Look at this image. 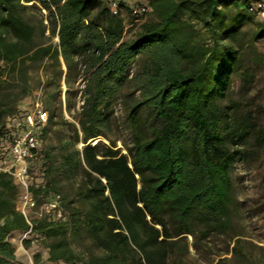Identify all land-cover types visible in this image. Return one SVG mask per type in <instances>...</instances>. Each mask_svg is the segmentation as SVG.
I'll return each mask as SVG.
<instances>
[{
    "label": "trees",
    "instance_id": "trees-1",
    "mask_svg": "<svg viewBox=\"0 0 264 264\" xmlns=\"http://www.w3.org/2000/svg\"><path fill=\"white\" fill-rule=\"evenodd\" d=\"M109 1L116 2L0 0V166L9 164L8 146L21 133L7 120L19 112L24 118L19 101L31 92L33 64H50L55 84L41 100L48 122L38 131L42 145L30 162V190L37 206L60 195L69 215L63 222L44 213L30 228L16 208L11 175L0 170V264H27L16 258L9 234L29 228L22 243L39 240L48 253L43 264H181L187 235L195 249L213 234L228 235L233 244L217 254V264L240 256L245 239L234 227L231 170L236 156L264 164V122H258L262 106L242 113L231 101L229 113L221 100L239 70L234 22L249 14V0H122L129 10L148 3V17L127 39L124 18ZM32 8L47 12L46 23L27 19ZM62 63L68 106L82 78L73 122L61 103L54 105ZM240 77L245 85L254 79L244 71ZM115 105L131 133L130 144L121 141L127 153L109 134ZM142 108L150 111V131L141 125ZM54 123L70 131H53L56 141L44 143ZM99 135L108 143L88 141ZM250 244L264 256L261 245Z\"/></svg>",
    "mask_w": 264,
    "mask_h": 264
},
{
    "label": "rangeland",
    "instance_id": "rangeland-1",
    "mask_svg": "<svg viewBox=\"0 0 264 264\" xmlns=\"http://www.w3.org/2000/svg\"><path fill=\"white\" fill-rule=\"evenodd\" d=\"M135 1V0H134ZM122 0L109 1L113 7L117 6L119 12L124 18L125 28H124V38H130L133 35L134 30L137 26L148 17V14H144L140 18H135L131 10L121 4ZM120 3V4H119ZM132 3V2H130ZM30 4V3H28ZM45 10H40L38 8H32L31 11L26 13V17L33 24L38 25L37 22L40 19H44L46 15ZM235 26L240 28V31L236 34L234 41L235 45L241 44L239 51L240 63L238 65L239 70L232 73L229 80L227 95L221 100V104L229 109L231 101L239 102L241 104L240 109L242 113H245L249 109H253L256 106H262V112L258 116V122L260 125L264 122V21L259 17H255L246 13V16L235 20ZM195 29L197 30L200 38L205 42L209 43V36L203 29L200 23L194 22ZM36 34L38 33V26H36ZM48 34V31H46ZM57 37L53 38V43L57 42ZM62 79L60 81V87L56 95L54 96L55 107L61 103L62 104V115L63 117L73 122L71 117L74 111L79 108L80 105V93L78 90V85L81 83V79H77L72 89L69 92L70 96V106L67 105V88L64 84V76L66 68L62 63ZM254 75V79L248 85L243 84L240 73L242 72ZM55 73L54 67L50 64H46L42 67L39 61L33 64L31 69L30 85L31 92L26 95L21 101H19L20 107L28 109L30 107V102L38 97L44 100L45 93L47 91H52L54 87V82L51 80V76ZM38 80L41 83H38ZM44 106V105H43ZM55 114H59L58 110ZM22 112H19L16 117L7 120V123H18L21 130L23 129V119ZM141 119V125L146 131H150L152 125V118L148 108H142L139 112ZM111 120L113 123L112 130L109 134L113 137L120 139L118 140L117 146L121 147L123 153H127L126 148L121 144L125 142L130 144V131L128 129V124L125 120V111L115 105L112 108ZM57 118V117H56ZM55 118V119H56ZM50 131L44 139V143L56 141L55 134L53 131H70L68 126H60L57 124H52L49 128ZM102 140L106 143L108 141L101 135L91 138L88 141L94 143L95 141ZM80 143L78 146L80 147ZM264 148V144H263ZM260 161L255 159L245 160L241 157L236 156L235 161L231 170V180H232V196H233V208L236 209L235 212V231L243 234V239H245L241 246L242 253L240 256L221 262L219 264H264V256L259 253L258 248H253L250 243L261 245L264 248V164L260 165ZM40 209L35 208L30 211L31 219L34 217H39ZM29 237V236H28ZM28 237L24 239H28ZM21 238V237H20ZM14 240L12 243L15 247V253H20L21 240ZM189 242V252L183 257L181 264H217L218 253L225 252V250L231 249L233 244L232 240L228 235H216L213 234L207 239H203L200 242L199 249H195L191 245V236L187 235ZM33 243L37 244L36 240H32ZM23 245V243H22ZM25 246V245H23ZM245 255V256H244ZM231 254L228 252L227 257ZM173 264V263H169Z\"/></svg>",
    "mask_w": 264,
    "mask_h": 264
},
{
    "label": "built area",
    "instance_id": "built-area-1",
    "mask_svg": "<svg viewBox=\"0 0 264 264\" xmlns=\"http://www.w3.org/2000/svg\"><path fill=\"white\" fill-rule=\"evenodd\" d=\"M147 11V1H143L131 9L132 15L137 18L146 14ZM246 11L250 15L259 17L264 21V0H249L246 5ZM23 122L24 125L21 133L13 136L8 146L10 153L9 164L4 167L0 166V170H4L11 175L17 187L16 208L22 213L30 228L31 217L29 213L38 207L40 209L39 216L48 213L52 219L66 222L69 219V215L61 206L60 195L56 194L48 201L37 206L36 200L30 190V162L42 145V139L38 135V131L48 122V111L43 106L38 95L30 102V107L24 113ZM30 228L23 233L20 238L21 242L32 234ZM21 248L24 250L22 243ZM26 263L35 264L32 255H28Z\"/></svg>",
    "mask_w": 264,
    "mask_h": 264
},
{
    "label": "crops",
    "instance_id": "crops-1",
    "mask_svg": "<svg viewBox=\"0 0 264 264\" xmlns=\"http://www.w3.org/2000/svg\"><path fill=\"white\" fill-rule=\"evenodd\" d=\"M23 233H21L20 231L18 230H15V231H12L10 234H9V241L11 243L14 242V240H17L19 239L20 237H22ZM24 250H22L20 253H15L16 255V258L23 262V263H26L27 262V259H28V255L31 256L32 254H35L37 253L38 254V261H40L39 264H43L44 262H46V259H47V256H48V253H47V250L45 248H42L40 246H38L37 244L35 243H30L28 247H24ZM58 264H64L62 262H59Z\"/></svg>",
    "mask_w": 264,
    "mask_h": 264
},
{
    "label": "water",
    "instance_id": "water-1",
    "mask_svg": "<svg viewBox=\"0 0 264 264\" xmlns=\"http://www.w3.org/2000/svg\"><path fill=\"white\" fill-rule=\"evenodd\" d=\"M97 141H95L94 143H96Z\"/></svg>",
    "mask_w": 264,
    "mask_h": 264
}]
</instances>
